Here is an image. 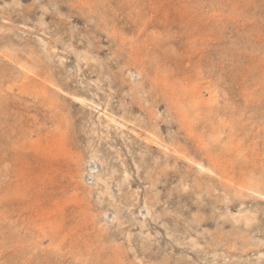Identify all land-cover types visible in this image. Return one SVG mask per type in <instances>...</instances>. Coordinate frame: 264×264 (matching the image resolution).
<instances>
[{"label":"rangeland","instance_id":"1","mask_svg":"<svg viewBox=\"0 0 264 264\" xmlns=\"http://www.w3.org/2000/svg\"><path fill=\"white\" fill-rule=\"evenodd\" d=\"M0 264H264V0H0Z\"/></svg>","mask_w":264,"mask_h":264},{"label":"bare ground","instance_id":"2","mask_svg":"<svg viewBox=\"0 0 264 264\" xmlns=\"http://www.w3.org/2000/svg\"><path fill=\"white\" fill-rule=\"evenodd\" d=\"M160 77V76H159ZM186 91V90H185ZM83 100V99H82ZM195 106V105H194ZM200 168V167H199Z\"/></svg>","mask_w":264,"mask_h":264}]
</instances>
